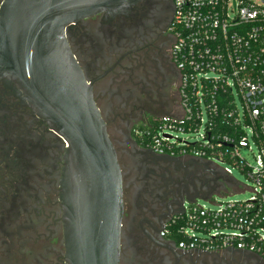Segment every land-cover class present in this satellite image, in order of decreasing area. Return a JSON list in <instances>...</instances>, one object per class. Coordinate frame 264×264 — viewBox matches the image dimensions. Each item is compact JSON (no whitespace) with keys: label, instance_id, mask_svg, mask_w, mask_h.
Listing matches in <instances>:
<instances>
[{"label":"flooded vegetation","instance_id":"flooded-vegetation-1","mask_svg":"<svg viewBox=\"0 0 264 264\" xmlns=\"http://www.w3.org/2000/svg\"><path fill=\"white\" fill-rule=\"evenodd\" d=\"M174 12V0H121L66 30L122 172L119 264H264L235 249L181 250L164 234L187 203L219 189L210 163L146 143L155 119L180 106ZM67 147L19 87L0 78V264H68L61 200Z\"/></svg>","mask_w":264,"mask_h":264},{"label":"built area","instance_id":"built-area-1","mask_svg":"<svg viewBox=\"0 0 264 264\" xmlns=\"http://www.w3.org/2000/svg\"><path fill=\"white\" fill-rule=\"evenodd\" d=\"M174 9L181 114L155 119L149 146L210 163L219 189L187 203L164 234L181 250L235 249L264 261V0H174ZM235 170L251 196L220 200L246 187Z\"/></svg>","mask_w":264,"mask_h":264},{"label":"water","instance_id":"water-1","mask_svg":"<svg viewBox=\"0 0 264 264\" xmlns=\"http://www.w3.org/2000/svg\"><path fill=\"white\" fill-rule=\"evenodd\" d=\"M121 0H6L0 12V78L14 82L68 146L61 200L68 264H119L122 172L67 27ZM192 202H195L193 200Z\"/></svg>","mask_w":264,"mask_h":264},{"label":"rangeland","instance_id":"rangeland-1","mask_svg":"<svg viewBox=\"0 0 264 264\" xmlns=\"http://www.w3.org/2000/svg\"><path fill=\"white\" fill-rule=\"evenodd\" d=\"M180 114H181L180 106L174 105L171 108L169 114L164 116V117L172 116V117L178 118L180 116ZM234 176L238 181L243 183L246 187L241 189V191L234 193L232 196L226 195L227 197H223V198L219 197L220 200H223V201H229V200L245 201V200H248L250 198V196H251L250 188L252 187V184L247 180L245 175H243L242 173H240L237 170L234 171ZM205 204H207L209 207H211L210 203H205Z\"/></svg>","mask_w":264,"mask_h":264},{"label":"trees","instance_id":"trees-1","mask_svg":"<svg viewBox=\"0 0 264 264\" xmlns=\"http://www.w3.org/2000/svg\"><path fill=\"white\" fill-rule=\"evenodd\" d=\"M156 129H157V126L154 123H152L150 128H148L146 130L145 135H146V139H147V141H146L147 144H151L152 143V138H153V136L156 133ZM175 239L179 242V239H177V238H175Z\"/></svg>","mask_w":264,"mask_h":264}]
</instances>
